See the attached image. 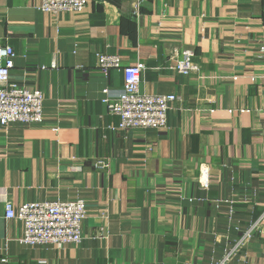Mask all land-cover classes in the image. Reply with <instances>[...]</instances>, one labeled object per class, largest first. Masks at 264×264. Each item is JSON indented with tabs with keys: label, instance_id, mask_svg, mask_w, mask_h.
Here are the masks:
<instances>
[{
	"label": "crops",
	"instance_id": "0c3cea01",
	"mask_svg": "<svg viewBox=\"0 0 264 264\" xmlns=\"http://www.w3.org/2000/svg\"><path fill=\"white\" fill-rule=\"evenodd\" d=\"M42 12L0 0L9 78L43 94L40 123L0 126V258L8 264H264V232L236 246L264 209V0H86ZM193 52L198 73L168 63ZM142 63L139 89L173 94L163 129H114L102 102ZM105 167H97L96 161ZM210 167L200 189L201 164ZM82 199L80 243L30 246L4 202Z\"/></svg>",
	"mask_w": 264,
	"mask_h": 264
},
{
	"label": "built area",
	"instance_id": "2783aa9c",
	"mask_svg": "<svg viewBox=\"0 0 264 264\" xmlns=\"http://www.w3.org/2000/svg\"><path fill=\"white\" fill-rule=\"evenodd\" d=\"M86 0H39L37 9L56 14L59 12L80 11ZM142 0H133L132 13L137 15ZM15 51L10 44H0V126L11 123L34 124L43 119V94L38 88H27L23 84L11 81L9 72L14 66ZM96 66L106 73L118 69L123 73V85L119 94L110 99L107 88L102 90V102L111 115L118 117L114 129H163L167 126V112L170 104L178 97L173 94H147L139 89L141 74L145 66L142 63L122 65L118 54L100 53L96 55ZM168 69L175 74L190 75L198 73L199 67L193 60V52L182 49L181 56L168 63ZM264 115V107L261 109ZM97 167H105L102 161H96ZM196 181L200 189L210 186V167L201 164ZM5 217L18 219L22 223V235L19 241L30 246L53 245L57 248L67 244L80 243L82 223L87 217L86 205L82 199L72 201H32L14 206L4 202ZM264 232V209L257 219L249 225L236 246H240L256 233ZM228 253L217 264H229ZM0 264H8L3 256Z\"/></svg>",
	"mask_w": 264,
	"mask_h": 264
},
{
	"label": "rangeland",
	"instance_id": "374dc122",
	"mask_svg": "<svg viewBox=\"0 0 264 264\" xmlns=\"http://www.w3.org/2000/svg\"><path fill=\"white\" fill-rule=\"evenodd\" d=\"M141 5H142V4H141ZM141 5H140V6H141ZM139 9H140V7H139Z\"/></svg>",
	"mask_w": 264,
	"mask_h": 264
}]
</instances>
